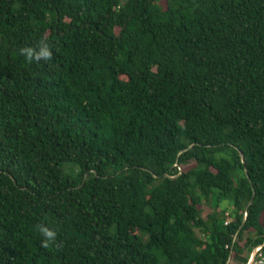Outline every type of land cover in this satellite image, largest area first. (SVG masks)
<instances>
[{
  "label": "trees",
  "instance_id": "obj_1",
  "mask_svg": "<svg viewBox=\"0 0 264 264\" xmlns=\"http://www.w3.org/2000/svg\"><path fill=\"white\" fill-rule=\"evenodd\" d=\"M41 41L52 59L26 63ZM259 246L264 0H0V264H247Z\"/></svg>",
  "mask_w": 264,
  "mask_h": 264
},
{
  "label": "clouds",
  "instance_id": "obj_2",
  "mask_svg": "<svg viewBox=\"0 0 264 264\" xmlns=\"http://www.w3.org/2000/svg\"><path fill=\"white\" fill-rule=\"evenodd\" d=\"M19 54L24 58L25 62L32 64L33 62L39 63L40 61H49L52 59V50L47 43L38 42L37 46H25L19 49ZM38 231L42 236L41 247L48 248L55 246L60 248L61 244L57 242V233L55 230L45 226H38Z\"/></svg>",
  "mask_w": 264,
  "mask_h": 264
},
{
  "label": "built area",
  "instance_id": "obj_3",
  "mask_svg": "<svg viewBox=\"0 0 264 264\" xmlns=\"http://www.w3.org/2000/svg\"><path fill=\"white\" fill-rule=\"evenodd\" d=\"M261 249H262V246H259V247H257V248L254 250V252H255V257H254V259L252 260V259H251V256H250V258H249L247 264H264V257H263V255H262V253H261ZM256 256H257V259H255Z\"/></svg>",
  "mask_w": 264,
  "mask_h": 264
},
{
  "label": "water",
  "instance_id": "obj_4",
  "mask_svg": "<svg viewBox=\"0 0 264 264\" xmlns=\"http://www.w3.org/2000/svg\"><path fill=\"white\" fill-rule=\"evenodd\" d=\"M239 153H240V155H241V157H242V153H241V152H239ZM242 161H243V157H242ZM252 201H253V197H252V199L250 200V204L252 203ZM254 257H255V252L253 251L252 254H251V259L253 260Z\"/></svg>",
  "mask_w": 264,
  "mask_h": 264
},
{
  "label": "rangeland",
  "instance_id": "obj_5",
  "mask_svg": "<svg viewBox=\"0 0 264 264\" xmlns=\"http://www.w3.org/2000/svg\"><path fill=\"white\" fill-rule=\"evenodd\" d=\"M207 212H208V210L205 209L204 212L202 213V216H205Z\"/></svg>",
  "mask_w": 264,
  "mask_h": 264
}]
</instances>
